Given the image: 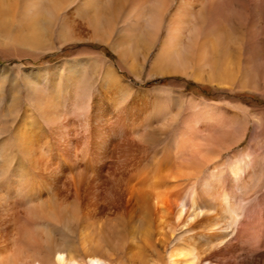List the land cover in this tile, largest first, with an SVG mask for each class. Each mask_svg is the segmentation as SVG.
Instances as JSON below:
<instances>
[{"label": "rangeland", "instance_id": "rangeland-1", "mask_svg": "<svg viewBox=\"0 0 264 264\" xmlns=\"http://www.w3.org/2000/svg\"><path fill=\"white\" fill-rule=\"evenodd\" d=\"M128 1L119 7L109 0H99L96 4L95 0H86L90 7L96 6L97 14L95 10H82L84 0H69L68 5L56 14L49 13L45 4L44 17H40L39 38L36 37L35 44L28 47L23 43L16 44V39L26 32L24 27L20 29L17 26L20 24L19 16L15 18V25L10 26L12 29L8 21L0 23L1 195L14 192L15 184L18 190L27 189L30 182L41 187L52 183L59 197H68L67 204L71 208L77 201H74V188L68 181L78 175L77 179H85L83 188L89 186L93 189L90 193L85 189L79 192L83 200L88 195L92 198L99 196L98 182L102 178H106L107 183L113 181L114 175L106 172L107 167L121 164L120 161L116 163L118 151H110L112 154L107 159L110 158L100 161L103 149L95 147L89 137L87 126H94L97 131L104 118L109 130L112 127L116 130L121 118L125 121L130 119V123L139 117L146 121L142 135L129 136L135 146L127 153L145 170L168 161L174 168L176 164L180 167V162L185 159L181 152L187 144L205 147L203 149L212 154V162L206 166V171L215 165L225 169L232 163L245 162L253 156L260 157L264 162V0L184 2L187 19L181 17L184 21L180 23L183 44L178 55L182 65L179 68L170 65L162 71L154 70L153 64L178 0H169L164 15L154 17L158 19L154 20L146 11L140 22L133 10L130 13L132 3ZM146 1L148 7L155 4V0ZM96 15L100 16V26L105 32L101 33L104 36L101 40L94 38L95 35L87 27L88 22H94ZM44 18L50 23L42 20ZM199 41H206L209 45L204 61L200 63L197 62V54L200 53L188 47L190 42ZM155 73H158L157 76ZM120 83L129 86V90L124 92L118 86ZM45 99L53 101L54 115L50 114L51 110L49 114L45 113L42 107ZM22 129L34 135L33 145L36 148L45 146L53 149V159H49L52 163L54 161L52 167L47 165L34 171L31 157L35 154H24L19 145L18 134L20 130L22 133ZM118 142L120 138L112 139L108 147ZM121 143L116 147H120ZM57 155L64 161L59 160L58 163ZM16 165L17 168L22 166L20 169L24 170L26 180L20 178L22 172H17L20 169ZM66 186H70L67 187L69 190ZM112 192L113 189L106 196L108 204H113L115 200ZM43 198L48 199L46 195ZM5 199L6 203L17 206L18 224L23 226H20V231L22 234L29 233L26 237L21 234V239L27 240L29 252H35L39 257L47 255L48 248L44 244L35 249L29 248V239L35 237L41 242L45 234L67 246H78L77 228L70 234L60 225L38 215L27 219L24 212H28L30 207L21 204L19 196L13 200L11 197ZM0 202L3 208H0V228L4 232L10 218L4 216L5 203ZM101 206L99 203L91 212L103 221H107V215L109 220L106 223L110 229H118L119 221L116 222L112 214H101ZM76 254L82 256L77 248ZM128 257V254L124 256L118 251L113 262L136 264ZM148 260L150 262L151 259ZM152 261L164 262L159 257H153Z\"/></svg>", "mask_w": 264, "mask_h": 264}, {"label": "bare ground", "instance_id": "bare-ground-1", "mask_svg": "<svg viewBox=\"0 0 264 264\" xmlns=\"http://www.w3.org/2000/svg\"><path fill=\"white\" fill-rule=\"evenodd\" d=\"M96 1L99 0H95V4ZM109 1L120 7L128 0ZM168 1L155 0L154 6L148 7L146 0H131L130 13H132V10L135 12L138 22L142 20V16L146 11H149L153 18L163 16ZM186 1L178 0L175 10L171 14L165 37L163 42L160 43L158 57L153 64L156 71L170 67V65L178 68L182 65L178 60V55L183 44L180 40V32L183 30L180 23H184L181 17L187 16V5H184ZM68 3L69 0H0V23L5 21L7 23L8 21L7 24L10 27L12 24L15 25V18L19 16L20 24L17 26H20V29L24 27L26 32L22 37L16 39V44L23 43L27 47L32 46L37 41L36 37L39 38L40 17L43 16L44 5L47 4L49 13L56 14L64 9L63 7L67 6ZM88 6L86 0L81 3L83 11L93 12L95 10L94 13H98L95 9L96 6L94 8ZM99 17L96 15L94 22H88L87 27L95 35L94 38L101 40L104 37L102 34H105V32L100 26ZM48 18L46 17V19ZM185 18L187 19V17ZM42 20H45V18ZM46 22L50 23L49 21ZM46 22L43 21L44 25H47ZM153 24L152 27L154 28ZM185 27L187 26L185 25ZM43 31L45 33V28ZM190 46L194 49L193 51L200 53L197 54V60H199L197 62H203L209 49L208 43L206 41L190 42L188 47L191 48ZM118 86L123 91L125 89L129 90V86L125 87L121 83ZM51 102L53 101L45 99L42 107L45 109V113L49 114L51 110L50 114L54 115L52 113L55 109ZM60 108L62 109V105ZM62 115L64 116V114ZM109 120H107V123ZM129 120L125 121V118H121L118 121L120 126L116 130L113 127L110 130L106 128L105 118L104 123L101 124L100 122V125H98L97 131L94 126L90 128L87 126L88 124L86 125L89 130V137L93 139L92 143L95 147L103 149L100 161L108 160L110 157L107 159V156L118 151L116 163L121 162L120 165H115L114 168L107 167L106 172L108 174L112 172L114 175L113 181L107 183L106 178H102L98 182L96 188L102 195L99 193V196H97V191L96 198L88 195L83 200L80 191L85 189V192L89 190L88 193H90L93 189H90L89 186L83 188L82 185L85 179H77L78 175L76 178L71 177V182L68 181L74 188V201H77L71 208L67 204L68 197H59L54 191V184L51 182L50 185L43 183V187L30 182L27 189L18 190V186L15 184L16 189L13 188L14 192H5V196L0 194V201L4 202L6 207L4 216L10 218L7 229L2 232L0 228V243H2L0 244V264H115L113 261L115 253L118 251H121L124 256L128 254V259L136 264H264V162L262 159L253 156L246 159L245 162L232 163L225 169L215 165L206 171V166L212 162V154L209 150L203 149L205 147L199 145L191 147L187 144V148L181 152V156L186 160L183 159L180 162V167L176 164L174 168L173 164L168 161L158 163L153 169L145 170L140 167V162L133 161V158L127 156V153L129 154L135 146L129 136L133 134L135 136L142 135L145 131L144 124L146 121L144 122L140 117L137 120L135 119L136 121L133 123H130ZM94 122L97 121L94 119ZM33 136L24 129H22V133L20 130L18 134L19 145H21L24 154H35L31 157V165L34 171L35 169L41 170L39 167L47 165L50 167L54 164V161L51 162L53 149L51 147L45 148V146L36 148L33 145L35 141ZM115 138L116 140L120 138V142L113 143L111 147H108L112 139ZM120 143L122 145L116 147ZM139 152H142V150ZM59 155H57L58 163L59 160L64 161ZM20 170H17L19 174L22 172L20 178L24 177L26 180L25 174L23 175L24 170ZM28 171L30 170L28 169ZM67 189L69 190V188ZM111 189H113L112 194L115 195V200L113 204H108L106 196ZM45 195L48 197L47 200H44L45 197L43 198ZM16 196L21 199V204L30 207L28 212H24L25 218L28 219L32 215H38L42 219L60 225L64 231L70 234H73V229L77 228L78 246H67L60 240L57 241L49 234H45V238H43V241L40 240L41 242L35 237V239H29V248L35 249L40 247V244H44L48 248L47 255L39 257L35 252H29L27 240L21 239L22 232L20 230L23 226L18 224L17 206L15 203H6L5 199L11 197L13 200ZM99 203L102 204L101 214L105 212L108 215L112 214L113 218L117 219L116 222L119 221L120 227L118 229L114 231L111 230L112 228L110 229L108 223H106L109 220L106 214L107 221H103L104 219L97 218L95 213L91 212L92 208L99 206ZM24 230L26 229L24 228ZM41 233L43 234V232ZM22 235L26 237L29 236V233L28 235L26 233ZM76 248L80 251L81 257L76 254ZM153 257H159L164 262L152 261ZM148 258L151 259L150 262Z\"/></svg>", "mask_w": 264, "mask_h": 264}]
</instances>
